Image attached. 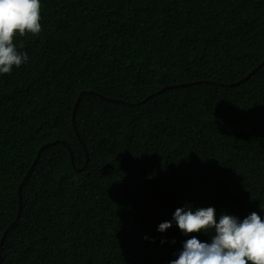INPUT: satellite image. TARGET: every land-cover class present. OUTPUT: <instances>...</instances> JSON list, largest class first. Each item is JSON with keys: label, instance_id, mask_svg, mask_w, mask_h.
Returning a JSON list of instances; mask_svg holds the SVG:
<instances>
[{"label": "trees", "instance_id": "obj_1", "mask_svg": "<svg viewBox=\"0 0 264 264\" xmlns=\"http://www.w3.org/2000/svg\"><path fill=\"white\" fill-rule=\"evenodd\" d=\"M40 2L0 74L1 264H170L214 234L178 208L264 219V65L224 86L264 61V0Z\"/></svg>", "mask_w": 264, "mask_h": 264}, {"label": "clouds", "instance_id": "obj_2", "mask_svg": "<svg viewBox=\"0 0 264 264\" xmlns=\"http://www.w3.org/2000/svg\"><path fill=\"white\" fill-rule=\"evenodd\" d=\"M40 10V0H0V74H10L14 66L27 62V54L18 52L14 38L41 32ZM173 219L186 236L212 233L209 230L214 234L210 243L191 236L170 264H264V219L256 212L242 221L222 213L217 222L213 207L193 210L186 205L176 209ZM171 227L172 223L165 221L158 231Z\"/></svg>", "mask_w": 264, "mask_h": 264}, {"label": "water", "instance_id": "obj_3", "mask_svg": "<svg viewBox=\"0 0 264 264\" xmlns=\"http://www.w3.org/2000/svg\"><path fill=\"white\" fill-rule=\"evenodd\" d=\"M263 65H264V61H263L261 64H259L255 69H253V70H252L247 76H245L244 78L240 79L239 81H237V82H235V83L224 84V86H230V87H232V86H235V85H239V84H240L241 82H243L245 79H248L249 77H251L252 74H254V73H255L260 67H262ZM191 84H193V83H181V84H174V85L164 86V87H162V89L159 91V93H161V92H163V91H165V90H168V89H174V88H177V87L189 86V85H191ZM83 93H84V92H81V94L77 97L76 102H75V104H74V109H73V112H72V122H73V125H74L75 130H76V126H75V111H76V108L78 107V105H79V103H80L81 96H82ZM89 93L93 94L94 92L90 91ZM153 95H155V94H152V95L148 96L144 101H146L147 99L152 98ZM101 98H103V99H105V100H108V101H110V102H115V103H120V104H129V105H138V104H139V103L131 104V103H128V102L123 101V100H118V99H114V98H108V97H105V96H101ZM76 134L78 135V138H79V140H80L82 146H83L84 149H85V153H86V164H87V162H88V160H89L87 149H86V147H85V145H84V142H83L82 139L80 138V136H79L77 130H76ZM56 142H59V141H55L54 143H56ZM62 143L67 147V149H68V151H69V153H70L71 163L74 164V158H73L72 150H71L70 147L66 144V142L63 141ZM51 144H52V143H46V144H43V145L38 149V151L36 152L35 159H34L33 162L31 163L29 169L26 171V173L24 174V176H23V178H22V180H21V182H20V184H19V187H18V189H19V192H18L19 197H21V189H22L24 183L26 182V180H27V178H28L30 172L33 170L35 164L37 163V161H38V159H39V156H40L41 152H42L44 149H46V148H48L49 146H51ZM78 171H80V169H78ZM20 207H21V203L19 202V211H18V214H17V216H16V219H15V220L13 221V223H12V224H11L6 230H5V232H4V234H3L2 238H1V241H0V264H1V262H2V254H3V252H2V244H3L4 240H5V238H6L7 234H8V232L10 231V229H11V228H12V227H13V226L19 221V218H20V211H21V210H20V209H21Z\"/></svg>", "mask_w": 264, "mask_h": 264}]
</instances>
